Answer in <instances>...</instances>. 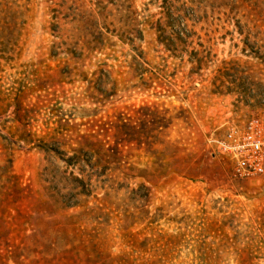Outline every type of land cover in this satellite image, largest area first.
<instances>
[{
  "label": "rangeland",
  "instance_id": "1",
  "mask_svg": "<svg viewBox=\"0 0 264 264\" xmlns=\"http://www.w3.org/2000/svg\"><path fill=\"white\" fill-rule=\"evenodd\" d=\"M250 119L264 0H0V264H264V175L209 142ZM89 135L123 174L36 148Z\"/></svg>",
  "mask_w": 264,
  "mask_h": 264
},
{
  "label": "built area",
  "instance_id": "2",
  "mask_svg": "<svg viewBox=\"0 0 264 264\" xmlns=\"http://www.w3.org/2000/svg\"><path fill=\"white\" fill-rule=\"evenodd\" d=\"M213 149L232 162V174L239 180L264 175V123L250 119L242 130L232 129L210 138Z\"/></svg>",
  "mask_w": 264,
  "mask_h": 264
},
{
  "label": "trees",
  "instance_id": "3",
  "mask_svg": "<svg viewBox=\"0 0 264 264\" xmlns=\"http://www.w3.org/2000/svg\"><path fill=\"white\" fill-rule=\"evenodd\" d=\"M3 17L1 18L2 20H8V21H13L14 15L13 13L10 12V9L7 8L5 11H2ZM28 111L25 109H17V112L15 113L16 115V122H18L20 125H27L23 124V122L28 121ZM121 126V122L119 120L118 123ZM116 126V128L119 130L120 126ZM65 125H60V129H62V132L65 131ZM103 130V129H102ZM104 131V130H103ZM56 133V132H55ZM90 138L96 139L94 136H90L88 138H82V142L77 143V148L75 149H70L68 152L60 151L58 149H51L47 147L45 144L42 145H37L36 148L39 151H42L46 156H50V158H56V160L60 163L63 164V166L66 169H72V170H77L79 175L85 174V167H87L90 171H98L100 170V173H97V175L100 176L102 172H107V166L114 164L117 166V168H113L111 172L113 173H120L123 174L119 170V162L116 161L117 159V152H114V149L108 147L107 149L101 148H95V145L97 143H92L89 141ZM25 144H30V141L24 140ZM56 145V143H55ZM60 147V146H59ZM87 180H89L87 176ZM71 184L76 185L77 187L83 186L86 188L87 184L84 183V181L81 178L77 177H71L70 180ZM83 194V193H80ZM64 205V209H71V208H76L78 207L79 203H62Z\"/></svg>",
  "mask_w": 264,
  "mask_h": 264
}]
</instances>
